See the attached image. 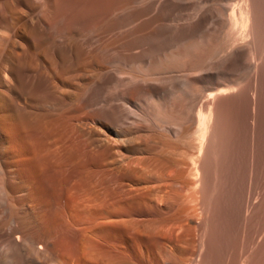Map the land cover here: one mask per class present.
I'll use <instances>...</instances> for the list:
<instances>
[{
	"label": "bare ground",
	"instance_id": "bare-ground-1",
	"mask_svg": "<svg viewBox=\"0 0 264 264\" xmlns=\"http://www.w3.org/2000/svg\"><path fill=\"white\" fill-rule=\"evenodd\" d=\"M210 1L0 0V264H264L256 215L222 245L210 161L264 67ZM207 25L224 63L158 57Z\"/></svg>",
	"mask_w": 264,
	"mask_h": 264
},
{
	"label": "rangeland",
	"instance_id": "rangeland-1",
	"mask_svg": "<svg viewBox=\"0 0 264 264\" xmlns=\"http://www.w3.org/2000/svg\"><path fill=\"white\" fill-rule=\"evenodd\" d=\"M229 0H218L208 2L207 6L217 5L224 6ZM248 4L251 16L254 22V34L252 44L248 46L254 57V65L264 67V0H245ZM196 1L193 6H201ZM223 18V17H222ZM225 18H223L224 22ZM169 39L172 46L158 57L162 58L164 52L175 49L180 43L188 40L184 46H179L177 56L186 57L188 62L179 65H204L205 60L210 59L205 65H219L224 63L227 53L220 60L213 55L215 44L220 41L219 30H210L208 25L201 29L195 35L179 40L180 31L171 30ZM190 46L189 52H184L181 47ZM231 47V46H230ZM230 52V51H229ZM230 65V64H227ZM186 82H192L191 78ZM236 105L228 112L227 118L230 117L231 123H228V129L223 134L224 151L221 147V154L217 158L210 157L213 165L212 178L214 191L221 193L217 206L221 205L219 216V228H221L222 245H226L227 238H231L233 231H241L248 226L250 220L255 216L256 221L251 223L258 228L256 240L262 232L264 219V73L260 72L256 76V87L253 92L248 93L246 104L243 100H235ZM233 103H230L233 106ZM235 104V103H234ZM230 108V107H229ZM231 109V108H230ZM229 110V109H228ZM229 119V120H230ZM228 120V119H227ZM228 120V121H229ZM233 125V126H232ZM232 132V133H231ZM221 163H220V162ZM219 162V164H217ZM220 207V206H219ZM218 208V207H217ZM222 211V212H221ZM251 212V213H250ZM254 212V215L252 214ZM252 216V218H251ZM258 216V217H257ZM248 218V221H246ZM222 220V221H221ZM251 220V221H252ZM224 222V223H223ZM236 222V223H235ZM241 223V224H240ZM237 224V226H236ZM224 225H226L224 227ZM243 225V227H242ZM231 230L229 231L222 228ZM232 226V228H231ZM224 229V230H223ZM226 231V232H224ZM225 235V236H224ZM227 236V237H226ZM224 237V238H223ZM225 241V242H224ZM225 243V244H223Z\"/></svg>",
	"mask_w": 264,
	"mask_h": 264
}]
</instances>
